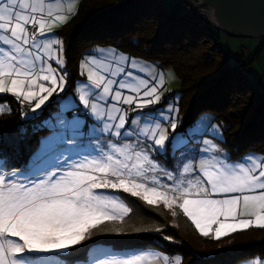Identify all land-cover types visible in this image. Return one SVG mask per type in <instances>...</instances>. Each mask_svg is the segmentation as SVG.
<instances>
[{"label": "snow or ice", "instance_id": "obj_1", "mask_svg": "<svg viewBox=\"0 0 264 264\" xmlns=\"http://www.w3.org/2000/svg\"><path fill=\"white\" fill-rule=\"evenodd\" d=\"M55 3L57 0H0V94H10L29 105L35 101L33 113L57 89L63 91L66 83V73L60 75L48 63L54 60L61 69L65 63L52 52L53 45L62 42L48 39L45 31L50 20L65 21L60 15L53 18L51 5ZM97 51L98 58L81 65V74L87 71V81L78 84V93L79 101L99 122L87 134L97 139L103 136V145L96 149V157L67 165L73 170L62 175L46 173L38 182L18 181L15 177L19 173L9 171L6 175L0 168V264H74L67 257L91 238L93 229L105 221H123L132 212L121 191L148 205L162 201L172 209L177 204L204 237L212 235L218 240L253 224L264 229V157L249 156L234 162L204 141L205 153L216 155L200 160L195 167L184 164L183 174L164 169L153 153L166 154L168 141L174 160L180 161L193 138L192 134L187 138L177 134L169 140V129L175 132L177 127L174 119L163 115L161 109L144 111L159 103L161 97L156 93L164 79L150 85L133 71L138 68L135 61L112 51ZM126 64L131 67L126 69ZM10 111L6 103L0 105V113ZM175 111L168 109L169 114ZM130 112L138 113L131 121L127 119ZM57 123L65 126L64 117H57ZM70 127L72 137L52 142L57 162L65 151L60 144L70 143L77 134L85 135L79 131L83 121L77 119ZM7 163V153L0 149V165ZM158 169L160 178L153 175ZM97 190L115 191L103 195ZM235 193L239 195L213 198ZM154 260L181 264L179 257L173 260L155 252L97 258L92 264H152ZM253 264H264V260L256 259Z\"/></svg>", "mask_w": 264, "mask_h": 264}, {"label": "trees", "instance_id": "obj_2", "mask_svg": "<svg viewBox=\"0 0 264 264\" xmlns=\"http://www.w3.org/2000/svg\"><path fill=\"white\" fill-rule=\"evenodd\" d=\"M217 32L190 9L176 15L164 0H81L76 15L57 31L68 72L65 91L53 94L41 113L32 118H25L32 105L20 103L10 94H0V105L6 103L11 109L0 113V149L8 157L4 170L27 169L41 138L51 132L44 122L58 110L60 97L73 92L81 78L80 62L95 46L114 47L131 57L174 70L181 81L183 119L179 132H186L199 115L210 112L215 122L223 125L221 144L231 161H241L249 153L264 157V93L248 75V68L262 54L264 41L250 62L243 64L238 58L237 65H231ZM74 112L89 117L87 112ZM153 155L174 174L176 170L181 172L185 164L174 160L169 151ZM153 175L160 178L162 174L157 171ZM120 195L127 197L132 212L123 221H105L93 229L91 238L67 259L74 264H92L97 258L147 250L180 254L181 264H241L264 257L262 228L238 231L218 240L204 237L177 204L169 209L162 201L148 205L122 191ZM92 251L101 255L92 258Z\"/></svg>", "mask_w": 264, "mask_h": 264}, {"label": "rangeland", "instance_id": "obj_3", "mask_svg": "<svg viewBox=\"0 0 264 264\" xmlns=\"http://www.w3.org/2000/svg\"><path fill=\"white\" fill-rule=\"evenodd\" d=\"M168 8L175 13L176 15L180 16L183 14H186L189 12V8L186 5L184 0H164ZM81 0H57V3L51 5L52 11H53V18L55 15H60L65 18L64 22L61 21H55L53 22L50 20L48 23H46V35L47 38L50 40L61 39L59 36H57V31L62 28L64 25H66L78 12L80 7ZM74 13V14H73ZM208 15V18L212 21L213 24H216V21L214 20L212 14L210 12H206ZM217 25V24H216ZM219 26V25H218ZM220 27V26H219ZM218 36L220 39V46L225 51V53L229 54V63L231 65H237L238 58H240L241 62L243 64H247L250 62L257 50L260 48V45L262 43V40L264 39H256V38H239V37H232L229 36L225 31L222 29H218ZM37 38L42 42L45 43V39L43 37L37 36ZM62 42V41H61ZM98 49H104L107 51H112L118 56L122 55L124 57H127L129 61H135L138 65V68L133 70L135 74L138 77H141L145 80L149 81V84L152 85L153 83L158 84L160 78L162 77L164 79V84L161 87H158L157 89V95H160L161 99L158 104H153L148 106L144 109V111H155L156 109H161L162 114L165 116L170 115L171 118L174 119L177 127L175 132H172L170 129L168 131V137L169 140H171L173 137H176L177 134L180 136H183L184 138H187L188 134H192V140L188 143L186 148L184 149L185 157L180 160L185 161V164L192 163L195 167L198 162L202 159H207L211 155H216L215 152L212 153H205L204 149L206 147L204 141H208L209 145H214L216 148L220 150L219 155L221 157H228L227 151H225L222 148L221 142L224 139L223 135V125L222 123L215 122V117L210 112L202 113L198 116V118L194 121V123L187 129L186 132L182 133L179 132V127L181 126L183 116L180 112V93L179 90L181 88V81L174 72V70L171 67L164 68L160 66L158 63H153L150 61H146L139 58L131 57L119 50H117L114 47L110 46H95L93 47L88 54H86L79 66V73L80 77L76 83L75 87L72 93H69L67 95H63L60 97L58 110L53 114L52 118H49L44 122V126L47 127L51 132L41 138L40 142V148L39 150L31 157V159L27 163V169L19 171V175L15 177L16 180L22 181L24 183H31V181H39L40 178H43L45 175H40L42 173L46 174L50 171L57 172V170H73L67 165L78 163L85 158L92 159L98 155L96 149L99 147H102L104 142V137L101 136L99 139L88 135L87 133L91 132L93 125H98L99 122L95 120V118L90 114V110L85 109L82 102L79 101V93H78V84L80 82H86L87 81V71H84V74L82 75V69L81 65L85 63L86 61L90 60L93 57H99L100 54L98 53ZM41 52L43 54V50L41 49ZM53 55L63 59L64 60V66L61 69L58 65H56L54 60H49L48 63H51L53 68H56L58 73L60 75H64L65 85L64 90L59 91L57 89L56 92L53 94H60L63 93L67 87L68 84V72L66 70V60L63 54V43L62 44H54L52 47ZM131 66L129 64L125 65L126 69H129ZM142 67L144 70L139 71V68ZM248 75L251 81L254 82L256 85L264 88V49L262 51V54L260 58L255 61L249 68H248ZM261 79V81H260ZM261 82V83H260ZM261 84V85H260ZM115 87V86H114ZM134 93H128L125 92V95ZM145 100L150 99L148 97L144 98ZM50 100V98H49ZM46 101L45 105L49 102ZM27 103V102H26ZM35 101L32 102V106H34ZM45 105L41 106V109H38L36 113H33L30 111L25 114V118H32L38 114L41 113L43 107ZM124 108L128 107L127 105H123ZM135 107V105H133ZM176 109L175 112L169 114L168 109ZM80 111L81 112H87L89 117H81L80 115L75 114L74 111ZM74 112V113H73ZM73 113V114H72ZM137 112H130L128 114L127 119L131 121L133 118L137 117ZM63 116L65 119V126H60L57 123V117ZM83 121L84 127L80 129L79 131H83L85 135H75V138L68 144H60V147L64 149V156L61 158L59 162H57L54 159V151L55 149L52 147V142H59L63 139H67L69 137H72L74 135L70 125L74 124L76 120ZM165 127H167V121L162 122ZM218 133V134H217ZM49 141L48 144H43L42 141ZM128 141H125L127 143ZM168 141L165 142V151H169L171 156L174 157V153L172 151V148H169ZM157 154H162L161 152H154ZM178 155V154H177ZM259 156L263 157L262 155L258 153H249L244 156ZM243 160V159H242ZM241 160V161H242ZM241 161H234V162H241ZM5 165H0V168L4 170ZM5 174L7 175L8 172L4 170ZM58 174V173H57ZM99 194L103 195H109L115 190H97ZM232 195H239L238 193L235 194H226L221 196H216L213 198H227ZM243 218V217H238ZM215 227V226H214ZM250 228H259L256 227L255 224L253 226L248 227ZM245 229V230H247ZM243 231V230H237ZM235 233V232H233ZM232 234V233H231ZM230 235V234H228ZM228 235H224L221 238H224ZM210 237H213L210 235ZM214 238V237H213ZM108 252V251H106ZM101 255V252L99 251H92L90 256L92 258H96ZM109 257V256H108ZM173 257H179L182 261V257L180 254H173ZM242 264V263H241Z\"/></svg>", "mask_w": 264, "mask_h": 264}, {"label": "water", "instance_id": "obj_4", "mask_svg": "<svg viewBox=\"0 0 264 264\" xmlns=\"http://www.w3.org/2000/svg\"><path fill=\"white\" fill-rule=\"evenodd\" d=\"M194 8L208 9L229 36L264 39V0H202Z\"/></svg>", "mask_w": 264, "mask_h": 264}, {"label": "crops", "instance_id": "obj_5", "mask_svg": "<svg viewBox=\"0 0 264 264\" xmlns=\"http://www.w3.org/2000/svg\"><path fill=\"white\" fill-rule=\"evenodd\" d=\"M264 41V40H263ZM251 80V79H250ZM264 80V78L262 79V81ZM261 81V79H260ZM253 82V81H252ZM256 82V81H254ZM253 82V83H254ZM261 83V82H260ZM258 85V84H257ZM261 85V84H260ZM183 166V165H182ZM69 171V170H68ZM158 172H160V170L158 169L157 170ZM52 171L48 172V173H51ZM65 172V170H57L56 173H58V175H62L63 173ZM181 174L182 171H181ZM41 176L42 175H46L44 173L40 174ZM166 183H171L170 181H167ZM103 191V190H102ZM151 252H155V253H160V254H163V255H166V256H169L170 258H172L174 260V257L169 255L168 253L164 252V251H160V250H147V251H143L141 253H137V254H129V255H112V256H109V257H115V258H126V257H129V256H132V255H139V254H145V253H151ZM108 258V257H106ZM256 259H262L264 260V257H261V258H254V259H251V260H247L245 262H243L242 264H253V261L256 260ZM152 264H161V262L159 260H154L152 261Z\"/></svg>", "mask_w": 264, "mask_h": 264}, {"label": "built area", "instance_id": "obj_6", "mask_svg": "<svg viewBox=\"0 0 264 264\" xmlns=\"http://www.w3.org/2000/svg\"><path fill=\"white\" fill-rule=\"evenodd\" d=\"M185 2L187 4L188 8L192 11V13L198 19L203 20V21L205 20V21L211 23L215 27V29H217V30L220 29V27L218 26L217 23H216L217 25L216 24H213L212 21L208 18V15L206 14V12L207 13L208 12L211 13L210 10H208V9H202V8H197V9L194 8L197 4L203 2L202 0H185ZM262 92L264 93V88H262ZM126 108H128V107H126ZM82 115H84V114H82Z\"/></svg>", "mask_w": 264, "mask_h": 264}]
</instances>
